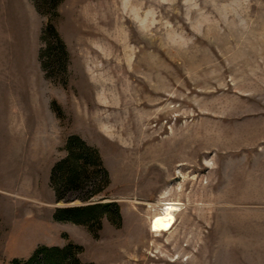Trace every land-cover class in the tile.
Instances as JSON below:
<instances>
[{"label":"rangeland","instance_id":"rangeland-1","mask_svg":"<svg viewBox=\"0 0 264 264\" xmlns=\"http://www.w3.org/2000/svg\"><path fill=\"white\" fill-rule=\"evenodd\" d=\"M54 7L0 0V264L68 243L82 264H264V0ZM71 135L109 182L101 171L58 201ZM165 201L177 221L152 232ZM95 202L120 217L54 219Z\"/></svg>","mask_w":264,"mask_h":264},{"label":"trees","instance_id":"trees-1","mask_svg":"<svg viewBox=\"0 0 264 264\" xmlns=\"http://www.w3.org/2000/svg\"><path fill=\"white\" fill-rule=\"evenodd\" d=\"M48 1V0H46ZM55 7L61 0H53ZM54 7V8H55ZM59 39L62 53L66 56L64 43L55 32L52 25L48 27ZM60 49V50H61ZM66 156L59 160L52 168L51 184L57 193V200L63 197L61 187L64 190H75L80 188L86 179L97 177L102 171L104 177L103 184L109 182L108 172L103 166V162L96 148L88 145L79 136L71 135L66 140ZM60 185V187H58ZM94 191L91 195L96 194ZM110 210L114 211L117 218L120 217L118 207L115 202L105 205L102 203H91L82 206L59 207L54 213V219L59 221H70L75 224L87 227L101 226V219L106 216L110 219ZM110 215V216H109ZM82 247L74 243H68L64 247H48L40 245L36 247L33 254L24 260L14 259L12 264H82L78 258V253Z\"/></svg>","mask_w":264,"mask_h":264},{"label":"bare ground","instance_id":"bare-ground-1","mask_svg":"<svg viewBox=\"0 0 264 264\" xmlns=\"http://www.w3.org/2000/svg\"><path fill=\"white\" fill-rule=\"evenodd\" d=\"M180 208V202H163L160 211L153 215L150 220L151 231L159 234L161 232H168L175 225L177 221L176 214L180 210Z\"/></svg>","mask_w":264,"mask_h":264}]
</instances>
